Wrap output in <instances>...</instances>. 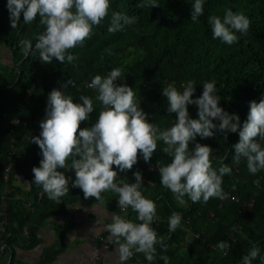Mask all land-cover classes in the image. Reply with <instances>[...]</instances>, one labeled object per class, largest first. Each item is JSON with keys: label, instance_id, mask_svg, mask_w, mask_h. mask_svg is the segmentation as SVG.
<instances>
[{"label": "trees", "instance_id": "obj_1", "mask_svg": "<svg viewBox=\"0 0 264 264\" xmlns=\"http://www.w3.org/2000/svg\"><path fill=\"white\" fill-rule=\"evenodd\" d=\"M6 2L0 0V188L5 184L10 187L6 250H14L19 242V223L27 226L33 244L38 239L37 228L47 218L67 213L69 205L97 202L94 198L85 199L81 189L72 188L71 183L59 204L49 200L42 187L35 183H31L30 190L25 192L14 182L25 169L32 181V168L39 166L40 149L30 144V138L39 135V122L45 116L47 96L54 88L71 95L77 103L80 96L85 95L93 100L94 111L90 120L81 123V128L90 127L100 112L97 92L90 87L92 79L96 75L107 76L115 68L121 71V79L116 83H126L134 88L137 102L149 114L148 120L160 130L171 127L176 118V113L167 112V100L162 95V88L169 83L182 91L180 86L183 83L194 81V97H198L203 92L202 83L214 81L221 106L230 113H238L241 125L247 119L250 102L264 98V0H204V13L197 22L191 21L194 0H156L159 6L153 8L139 7L143 0H110L108 17L99 26H94L93 35L83 46L70 50L77 59L72 64H60L54 60L47 65L40 62L35 50L26 55L20 43L30 40L35 45L44 28L39 23V16L26 25L21 14L20 24L12 29ZM229 8L244 13L251 22L248 32L237 33L239 40L232 45L213 39L207 22L209 15L223 17ZM112 12L127 14L134 23L110 33ZM3 43L13 51V68L6 67L1 61ZM66 82L69 83L65 88ZM27 96L28 103L24 101ZM197 112L196 105H189L192 118H198ZM13 118L20 120L12 141L8 125ZM256 139L264 147V140ZM238 141V132L229 133L226 138L219 132L212 138L197 137V142L211 146L213 168L218 170L227 165L232 169L230 175L223 177V193L226 195L229 190L231 193L225 199L211 198L207 203H193L186 196L184 199L188 205L183 206L176 202L170 190L161 185L159 171L144 180L140 191L145 198L154 201L157 208L158 219L152 227L155 231L165 232L163 240L167 244L166 251L160 244L156 245V256L151 264H165L162 256L168 257V264H176L171 259L178 261L177 264H190L188 258L179 252L184 242L188 243V253L196 257L194 264H243V257L253 246L260 249V255L252 264H264L261 259L264 257V170L253 175L247 169L246 158L241 157L239 162L235 160L232 146ZM165 146L163 141H157V150L151 161L170 162L168 154L161 150ZM145 167L146 162L141 156L131 171L118 172L117 182L122 179L124 183H130L134 179L133 173L137 170L143 172ZM60 171L75 178L74 171ZM3 192L4 188L0 198ZM252 197H255L254 204L243 213L244 203L251 201ZM102 198L117 205L118 194L114 192H104ZM173 212L181 214V223L176 232L170 233L168 219ZM125 219L140 223L137 213L130 207ZM237 222L240 227L233 231L232 226ZM73 227L74 223L69 222L67 229ZM232 232L235 241L231 238ZM219 242L230 245L225 255L216 247ZM142 261L149 264L145 258Z\"/></svg>", "mask_w": 264, "mask_h": 264}, {"label": "clouds", "instance_id": "obj_2", "mask_svg": "<svg viewBox=\"0 0 264 264\" xmlns=\"http://www.w3.org/2000/svg\"><path fill=\"white\" fill-rule=\"evenodd\" d=\"M138 6L153 8L159 3L143 0ZM6 7L12 29L20 24L21 14L26 25L39 16L44 28L35 45L30 40L20 43L26 55L35 50L40 62L47 65L54 60L72 64L77 57L70 50L83 46L91 38L94 26L108 17L111 4L110 0H7ZM203 13L204 0H194L191 21L197 22ZM207 22L213 39L228 45L237 43V33L246 34L251 23L244 13L230 8L223 17L209 15ZM133 23V18L127 14L112 12L108 32L121 31ZM118 79H121L119 68L111 70L107 76L96 75L92 79L90 87L97 92L100 112L90 127L81 128V123L90 120L94 111L89 96H80L77 103L60 88L48 93L39 135L30 138V144L40 149L41 159L39 166L32 168L33 180L26 183L41 186L48 199L59 204L69 191L70 183L72 188L81 189L85 199L102 201L104 192L118 194V208L130 207L140 221L134 223L115 213H106L111 222L105 225V230L110 239L114 238L119 261L123 264L135 252L144 254L151 264L157 244L167 250V244L162 237L158 239L152 227L158 219L156 204L142 195L143 174L139 170L133 173L135 183H124L122 179L118 183V172L131 171L141 156L149 163L157 150V141H163L166 146L161 150L168 154L170 162L157 163L160 183L172 192L178 204H184L186 196L193 203L223 199V177L230 175L232 169L227 165L218 170L213 168L211 146L197 142V137L212 138L219 132L226 138L229 133L238 132L239 141L232 146L235 160L246 158L247 169L253 175L264 170V147L256 139L264 140V98L250 102L247 119L241 125L238 113H230L221 106L214 81L203 82V92L198 97H194V81L182 84V91L169 83L162 88V95L167 100V112L176 113V118L171 127L160 130L148 120L149 114L137 102L134 88L126 83L117 84ZM68 83L63 87H68ZM189 105L197 106L198 118L190 116ZM60 169L74 171L75 178L66 176ZM99 223L101 220L97 219L95 224ZM180 223L181 214L173 212L168 219V232H176ZM216 247L224 252L229 245L219 242ZM259 255L260 249L253 246L243 257V264H252ZM161 258L168 264L167 256ZM261 259L264 261V257Z\"/></svg>", "mask_w": 264, "mask_h": 264}, {"label": "crops", "instance_id": "obj_3", "mask_svg": "<svg viewBox=\"0 0 264 264\" xmlns=\"http://www.w3.org/2000/svg\"><path fill=\"white\" fill-rule=\"evenodd\" d=\"M1 61L8 68L14 66L13 51L4 43L1 45ZM27 171L25 169L20 172L14 181L17 187L25 192L29 191L31 186L26 183L30 181ZM3 188H0V193ZM181 205L187 206L188 202L185 200ZM116 206L106 200L83 201L69 205L67 213L51 216L37 228L38 239L33 244L27 226L19 223L17 225L19 242L15 244L14 250L8 248L0 251V264H96L101 237L107 232L105 225L111 222L106 213L116 214ZM97 219L101 220V223L95 224ZM69 222L74 223L72 229H67ZM156 232L158 239L160 237L165 239L164 231ZM179 252L181 256L188 258V263L194 264L196 261V257L188 253V243H182ZM143 258L144 254L134 252L123 264H146L142 261ZM171 260L176 264L178 262ZM100 264H121L114 242Z\"/></svg>", "mask_w": 264, "mask_h": 264}, {"label": "built area", "instance_id": "obj_4", "mask_svg": "<svg viewBox=\"0 0 264 264\" xmlns=\"http://www.w3.org/2000/svg\"><path fill=\"white\" fill-rule=\"evenodd\" d=\"M185 84V83H183ZM24 101L26 103L29 102V98L28 96L25 97ZM19 120L18 118H13L10 122H9V132H10V135L12 137V140H15V136H16V126L17 124L19 123ZM158 161H160L161 164H163V162L161 160H155V161H150L149 163H146V167L144 169L143 172H141L143 174V182L144 180L147 178V176L153 172H156L158 171V167H157V163ZM11 168V163L7 166V173H6V180L8 179V171L10 170ZM130 183H135V178L130 182ZM10 191V187L8 186V184H5L4 186V192L0 198V243H1V246H0V251L3 252L6 250L7 248V244H6V232H7V225H8V217H7V195ZM43 192V191H42ZM41 192V193H42ZM231 193H230V190L226 193V195H224V198L225 199L226 197L230 196ZM232 198H235V196H232ZM254 201H255V197H252L251 201H248L246 203H244L243 207H242V212L245 213L247 209H249L253 204H254ZM128 208L127 209H120L118 208V211H117V215H120L122 218H126V212H127ZM213 213H211L212 215ZM240 227V224L237 222L234 226H232V230H236ZM197 237H201L200 234H197L196 235ZM231 238L233 241L236 240V236H235V233L232 232L231 233ZM114 239V238H113ZM113 239H110V234L108 232H106L105 234H103V236L101 237V242H100V252H99V255L97 257V262L96 264H100L104 258V256L107 254V252L110 250L111 248V245L113 243ZM229 245V244H228ZM230 250V245L227 249L224 250L223 254L225 255L228 251Z\"/></svg>", "mask_w": 264, "mask_h": 264}]
</instances>
